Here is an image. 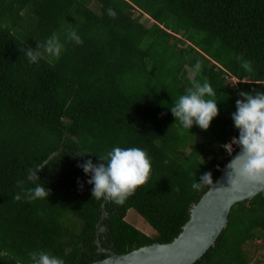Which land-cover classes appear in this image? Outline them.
Returning a JSON list of instances; mask_svg holds the SVG:
<instances>
[{"label": "trees", "instance_id": "1", "mask_svg": "<svg viewBox=\"0 0 264 264\" xmlns=\"http://www.w3.org/2000/svg\"><path fill=\"white\" fill-rule=\"evenodd\" d=\"M71 30L82 45L67 39ZM53 33L64 44L60 59L30 63L25 50ZM197 60L195 78L208 79L219 114L208 130L194 124L180 135L170 107L191 86ZM257 91L264 92V0H0V264H31L28 253L39 251L65 264L109 256L96 243L106 200L93 198L91 175L78 165L98 164L114 147L144 150L151 176L123 205L106 201L102 246L125 253L172 241L211 186L192 183L206 172L214 183L239 149L221 147L239 137L232 119L239 94ZM46 160L39 181L28 179ZM37 183L50 194L29 201L25 192ZM130 209L156 233L130 223ZM260 239L264 194L236 203L194 264H253L246 246Z\"/></svg>", "mask_w": 264, "mask_h": 264}, {"label": "clouds", "instance_id": "2", "mask_svg": "<svg viewBox=\"0 0 264 264\" xmlns=\"http://www.w3.org/2000/svg\"><path fill=\"white\" fill-rule=\"evenodd\" d=\"M107 14L113 19L117 15L111 7L107 9ZM67 39L77 45L83 44V40L75 30L67 34ZM63 51L64 44L53 33L43 45L38 43L36 49L29 47L25 50V55L32 64H37L45 57H48V63L52 64L60 59ZM236 59L246 72L253 71L252 63L245 60L242 55L237 56ZM201 72L202 62L197 60L192 69L191 86L179 97L174 106L170 107L176 122L181 125L180 135L184 134L183 130L190 132L194 124L202 130H208L213 119L219 114L216 91L207 78L203 83L195 78V75ZM239 95L244 99H237V111L232 114L234 125L239 130V137H233L229 143L221 145L230 155L235 149L233 145L241 149L228 165L232 170L229 173L231 187H237L242 182L264 186V92L257 91L255 94L241 92ZM99 160L98 164L88 159L78 165L85 174L91 175L87 183L94 185L92 196L96 200L104 199L116 205H123L138 188L146 185L150 180L151 159L140 148L114 147L106 155L100 156ZM46 164H49V161L46 160L35 166V170L29 169L28 179L33 182L39 181L37 172ZM212 184V174L206 172L200 177V182L192 183L191 187L193 190H200L203 186ZM49 194L50 190L37 183L34 189L26 190L25 197L33 201L48 198ZM13 198L16 201L21 200L19 194ZM28 256L31 264H65L63 259L43 251L29 252Z\"/></svg>", "mask_w": 264, "mask_h": 264}, {"label": "water", "instance_id": "3", "mask_svg": "<svg viewBox=\"0 0 264 264\" xmlns=\"http://www.w3.org/2000/svg\"><path fill=\"white\" fill-rule=\"evenodd\" d=\"M240 151L239 148L231 156L222 167L218 179L192 204L189 220L172 241L146 244L125 253L104 248L100 232L105 230L101 223L108 216L105 201L98 223L96 243L99 251L108 252L109 256L90 264H194L216 244L218 237L229 224L232 207L238 202L264 194V186L251 183L242 182L237 187H231L229 173L232 170L228 165Z\"/></svg>", "mask_w": 264, "mask_h": 264}, {"label": "rangeland", "instance_id": "4", "mask_svg": "<svg viewBox=\"0 0 264 264\" xmlns=\"http://www.w3.org/2000/svg\"><path fill=\"white\" fill-rule=\"evenodd\" d=\"M92 6L96 8L97 4L95 2L92 3ZM135 17L140 19L141 21L147 22V24H150L152 21H154V18H149L147 15L143 13H136ZM149 18V19H148ZM190 75L193 76L192 71L190 72ZM126 219L135 225L136 227L140 228L141 230L145 231L146 233L153 235L156 233L155 229L149 224V222L145 219H142L139 216V213L135 209H130V211L127 214ZM247 251L250 252L252 257L254 258L253 264H264V240H254L247 244L246 246ZM256 260H259L260 262H256Z\"/></svg>", "mask_w": 264, "mask_h": 264}, {"label": "built area", "instance_id": "5", "mask_svg": "<svg viewBox=\"0 0 264 264\" xmlns=\"http://www.w3.org/2000/svg\"><path fill=\"white\" fill-rule=\"evenodd\" d=\"M236 80H237V79H236ZM236 80H235V81H236Z\"/></svg>", "mask_w": 264, "mask_h": 264}]
</instances>
